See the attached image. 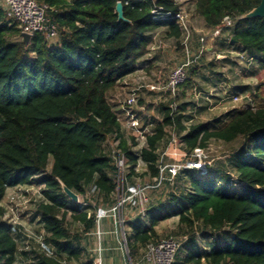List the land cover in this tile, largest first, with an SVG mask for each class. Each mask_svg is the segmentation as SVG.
<instances>
[{"label": "trees", "instance_id": "16d2710c", "mask_svg": "<svg viewBox=\"0 0 264 264\" xmlns=\"http://www.w3.org/2000/svg\"><path fill=\"white\" fill-rule=\"evenodd\" d=\"M34 1L47 8V20L57 27L54 43L37 33L23 44L17 24L0 7V264L19 260L21 264H61L62 256L75 262L88 258L81 247L83 236L95 229L98 209L116 205V178L128 169L130 181L138 162L146 168L141 174L148 180L144 190L162 186L163 195L134 219L133 234L125 237L129 258L162 241L155 230L160 221L178 218L175 239H170L178 241L179 247L171 264H264V105L233 110L212 122H194L187 115L188 105L178 100L182 87L196 76L204 49L186 69L176 99L164 93L160 118L152 116L147 121L150 129L138 153L133 151L136 137L127 136L108 100V94L133 76L148 54L149 34L164 31L182 51L183 32L177 21H153L154 7L176 15L184 3L192 2L195 18L211 31L227 32V45L255 56L264 70V19L238 20L260 0ZM118 2L127 22L117 21ZM225 17L231 20L230 27L222 26ZM192 39L189 49L196 57L202 44L193 48ZM258 91L254 99L264 102ZM171 133L186 156L196 147L206 149L211 141L236 143L232 156V188H236L229 190L216 175L199 176L194 170H182L172 178L165 174L157 185L160 147ZM119 159L124 160L122 174L116 165ZM59 183L85 204L83 211L73 204L71 218L79 225L73 232L66 222L70 201ZM33 185L44 189L37 211L44 240L55 258L33 245L26 244L29 250H25L26 245L18 243L21 228L16 226L12 233L3 221L6 192ZM165 187H177V191L165 194ZM121 217L124 226L126 219ZM141 217L148 218L149 227L142 226ZM224 230L230 232L229 238L223 244H210L203 256L195 245L196 233L224 236Z\"/></svg>", "mask_w": 264, "mask_h": 264}, {"label": "rangeland", "instance_id": "374dc122", "mask_svg": "<svg viewBox=\"0 0 264 264\" xmlns=\"http://www.w3.org/2000/svg\"><path fill=\"white\" fill-rule=\"evenodd\" d=\"M181 8L188 24L194 30L197 31L200 26V20L198 18H195L193 15V3L188 1L184 3ZM203 37L205 38V41L203 43L205 48L209 46H214L212 43H214L215 39L210 36V34L204 33ZM55 40L53 42H55ZM225 40L227 43V36L225 37ZM155 49H157L156 51H159L158 55L161 56L163 60L164 58L168 57L167 61H169L170 64L166 61L165 66L163 64V66H161L163 68L160 69L158 72L154 71L153 73H147L145 69L140 70L139 72L135 73L134 76H130L126 80L121 82L114 91L108 94V100L114 108L120 109L124 100L133 91L137 89V103L131 108L133 116L136 117V112L140 111L139 109H141V106H143L147 109L149 115L155 117L156 119L160 118V105L164 102L165 96L162 90L166 91L165 85L167 84V81L170 77V73L175 69L174 68L170 70L172 64L177 60L175 59V57L178 58V64L183 60V55L182 51L177 52V50L173 47L171 41H167L163 38L162 40L160 39L158 45L156 43L154 47L152 46L151 51H154ZM215 54H217L216 48L214 49V53L207 55L203 62L205 64L207 60L212 61L213 64H215L216 66H213V68L204 67L202 69H198V75L196 74L195 77H192V79L190 80V84L182 87V90L180 92V98L178 100V103H186L188 105L186 110L187 115L194 117V122H212L215 119L223 117L224 112L228 109H231L233 111L247 108H256L257 106L264 105L262 103L263 101L261 102L259 98H256L254 100V95L252 94V91L259 89L257 95L261 99H264V74H259V69L261 68V66L259 65V60L255 58L252 60L248 59L247 61V58L242 57L238 54L236 55L235 53H227L224 54L226 56L224 61L226 62L224 63L225 66L223 67L219 66ZM154 73H156V75ZM157 74H159L160 77L157 76ZM219 75L220 78L218 77ZM194 79H196L195 82ZM220 80H222L223 84L220 82ZM205 82H207L208 84L206 86H203V83ZM211 83H213V85ZM220 84L222 85V89L218 87V85ZM194 85L196 87L198 86L196 88V92L201 91L204 96L205 94L209 96L210 94H215L219 91H223L226 94L221 95V93H219V98L218 96H216L215 98L208 97L207 102L205 97L202 100V98H200L202 96H193L194 91L192 87ZM150 87H155L156 89L154 91H150ZM212 99H216V101L217 99H220L219 101H217L216 107H214L215 103L214 101H212ZM199 101L202 103H198ZM209 103H211L212 106H210ZM218 103L220 105H217ZM125 119L126 122L124 125L128 128L130 125V120L126 117ZM127 128V136L134 135L138 137L137 133L132 132ZM170 135L173 134L171 133ZM170 135L168 134V136L166 137L167 141L170 139ZM160 148H162V150L164 149L162 151L164 153L162 155L163 161L161 162L166 163V165H180L186 160L185 155L180 152V150H178V147L174 148L173 145H167L166 143L163 147ZM236 148V143L224 144L221 142L211 141L204 151L205 162L208 163L210 166L208 173L216 175L217 178L223 180L224 183H227V187H229V190L236 188H232L235 184L232 156ZM162 152H160V154ZM48 166H50V162ZM145 171L146 168L144 165H138L136 167V176H132L130 179L133 184H131L126 177L129 174L128 169H126L123 175H121L122 178H116L115 182L118 185L117 192L115 195L116 203L118 200L122 198L127 199L128 197L127 201L124 203L123 208L124 218L125 208L128 207V205L131 208L137 207L138 209L136 211H138L141 207V204L143 205V208H145L147 207V205L149 206L151 203H155L162 194V186L153 190H144L143 185L148 180L147 176L142 177L141 174ZM219 179L217 180L219 181ZM131 187L134 188L135 194L133 193L129 196L126 191ZM177 187L181 189L183 186L178 183ZM176 188L165 187L164 193L166 194L169 192L177 191ZM43 190L44 189L42 186L37 185L9 189L6 192L5 198L2 202L6 213H8V217L5 221H10L9 219L13 217L12 220L16 223V226H19L22 230L20 232L21 235L18 238V243L22 246H25L26 244L33 245L32 241L27 238V235L31 236L36 234H42L41 224L39 222L40 216L38 214L37 207L43 201ZM134 199H136V201H133ZM80 202L83 203L84 201L82 198L79 197V203ZM69 204H71V202H69ZM121 218L122 217L120 214V218L118 220L121 221ZM141 219L144 218L141 217ZM70 223L72 222L70 221ZM70 223H68V229L73 232L74 228L73 225ZM177 225V219H171L166 222H162L158 226L160 240L163 241L170 238L175 239ZM223 233H225V237L222 234L221 236L210 235L208 232L205 231L196 233L194 238L195 245L199 247L203 256L208 251V246L210 244H223L225 240L229 238L230 232L228 230H224ZM176 239L181 242L184 238L177 236ZM131 263L134 264V260ZM16 264H21L20 260Z\"/></svg>", "mask_w": 264, "mask_h": 264}, {"label": "built area", "instance_id": "2783aa9c", "mask_svg": "<svg viewBox=\"0 0 264 264\" xmlns=\"http://www.w3.org/2000/svg\"><path fill=\"white\" fill-rule=\"evenodd\" d=\"M179 3H182V0H175ZM3 6V10L5 13V16L15 22L17 24V27L20 29L21 33L28 34L30 37L34 34H42L45 39L52 43L55 39H57L58 32L57 27L54 24L49 23V21L46 18L47 8L44 5H39L34 0H0ZM151 19L153 21H164V20H176L178 25L180 26V29L183 32V38L180 42V46L182 47V53L183 55V61L175 67V69L170 73V77L167 81V84L165 85V90L163 93H168L169 97L171 99H176L178 88L180 85L183 84L186 77V69L189 67L190 64L197 61L198 57L202 54L203 48L198 52V55L192 56L189 49V40L191 37V26L186 21V17L183 14V10L181 8L180 13L176 15H172L169 12H162V10L158 7H154L151 10ZM231 20L228 17H225L222 21L223 27H230L231 26ZM221 33V29H216L211 32L212 37H217ZM205 39L200 38L199 42L204 43ZM146 68L143 66H137V71ZM141 88V87H139ZM155 87H150V91H154ZM136 92L133 91L122 103L121 110L126 118H129L130 125L127 129H129L132 132H135L138 134V137H136L137 145L135 148H133V151L138 153V151L145 146V133H148V128L141 129V126L137 119L133 116V113L131 112V108L136 105L137 98H136ZM173 137V135H171ZM178 146H181L180 141L178 142ZM205 149H202L200 147H196L192 150L191 154L189 156L185 157L186 160L180 164H174V165H162L159 169L160 177L157 180V185L162 180L163 173H167L170 175V177H174L178 172L182 170H194L196 171L199 176H206L209 172V164L205 162V155H204ZM117 168L119 169V172L122 174L124 171V160L119 159L116 161ZM138 165H144L142 162H138ZM136 166V167H137ZM145 166V165H144ZM129 193V196L131 194H135V190L133 187L127 189L126 191ZM128 199V197H127ZM127 199H120L117 201L116 205L113 207L112 211H119L122 209L124 203L127 201ZM12 212V211H11ZM106 213L103 211H100L99 217L104 216ZM8 217V213H4L3 221L6 220ZM13 217H11L9 220L11 221H5L7 224L11 226L12 233H15L16 223L12 220ZM119 224L123 227V222L119 220ZM27 238L30 239L33 243V246L37 251L44 254L46 257L49 258H55L56 253L44 240L43 234H36V235H27ZM179 247V242L174 239H167L159 242L156 245H149L147 246L145 252H144V261L147 264H171L173 262V257L175 252L177 251ZM25 250H29V247L26 245ZM61 264H64L62 262ZM128 264H132L130 261Z\"/></svg>", "mask_w": 264, "mask_h": 264}, {"label": "crops", "instance_id": "0c3cea01", "mask_svg": "<svg viewBox=\"0 0 264 264\" xmlns=\"http://www.w3.org/2000/svg\"><path fill=\"white\" fill-rule=\"evenodd\" d=\"M0 7L3 8L1 2H0ZM191 29L193 31V36H192L193 48L199 45V40H200V38H204L203 37L204 33H208L211 36V32H212L209 28H207L204 25V23L201 20H200V26H199L197 31L194 30L192 27H191ZM226 36H227V32H221L220 35H218L217 37H213L215 40H214V43H212V44L215 47L209 46V47L205 48L203 43H201L202 48L205 50L204 51L205 53H204L203 58L201 59V61H199V64L197 65L198 69H200V68L202 69L204 67L210 68L211 67L210 64H212V68H213V66L214 67L216 66L215 64H213L212 61H208L207 59H206L207 62L205 64L203 62L205 57H207V55L214 53L215 48L217 51V54H215L216 59L218 56L222 57L221 60L217 59V62L222 61L221 63L218 62L219 66H223V67L225 66L224 63L226 61H223V60L226 57L224 54H227V53H231V54L235 53L236 55L238 54L242 57L247 58V61H248V59L249 60L255 59V56H253V55H250L248 53H241L235 47H229L226 43V40H225ZM162 38L167 40V41H171V43L173 44V47L177 50V52H180V50H178L176 48L175 40H173L171 38H167L165 36L164 31H157V32L149 34V36H148V42H149L148 54L143 59H141L137 65V66H143L144 65L146 67L144 69L147 73H153L154 71L158 72L160 69L163 68L161 66H163V64L165 66V62L168 60V57L164 58V60H163V58L158 55L159 51H156L157 49H155L154 51H151L152 46L154 47V45H156V43L158 45L160 39L162 40ZM52 43H54V42H52ZM175 59H177V60L172 64L173 68L171 67L170 70L174 69L175 67H177L181 63L180 62L177 64L178 58L175 57ZM167 62L169 63V61H167ZM144 69H142V70H144ZM154 74L156 75V73H154ZM259 74L260 75L264 74V70H262L260 68ZM157 76L160 77L159 74H157ZM218 77L220 78V75ZM195 81H196V79H194V82ZM220 82L223 84L222 80H220ZM203 84H204L203 86H206L208 83L205 82ZM211 84L213 85V83H211ZM197 87L195 85L192 87V89L194 91L193 96H195V97H196V95L202 96V97H200V98H202V100L205 97L207 102H208V97L215 98L216 96H218V98H219L220 97L219 93H221V95L226 94L223 91L222 92L219 91L218 93L210 94L209 96L205 94V96H204L201 91L196 92ZM218 87L221 88L222 85L220 84V85H218ZM254 93H255V90L252 91L253 95H254ZM219 100L220 99H217V101H219ZM212 101H214L215 104L214 103L213 104H214V107H216V103H217L216 99H212ZM198 103H202V102L199 101ZM262 103L264 104V102H262ZM209 105L212 106L211 103H209ZM217 105H220V104L218 103ZM114 109H115L116 113L118 114L121 125L126 129V127L124 125L126 122V119H125L124 114L121 110V107H120V109H116V108H114ZM139 110L140 111L136 112L135 118L139 122L141 129H143V127H148V129H150L149 125L147 126L146 124H147V121L152 116L149 115V112L143 106H141V109H139ZM231 111H232L231 109L226 110L224 112V115H227ZM225 119H227V117ZM178 142H179L178 137L173 134V137H170V139L168 140L167 145H173L174 148L178 147V150H180V147L178 146ZM163 150H161V152ZM180 152L183 153V151H181V150H180ZM163 154H164L163 152L160 154V160L161 161H163V158H162ZM162 165H166V163L161 162L160 166H162ZM165 174H167V173H163L162 176H165ZM161 193L163 195V190L161 191ZM84 206H85V204L80 202L79 204L76 205L75 208L79 211H83ZM130 206H132V205H130ZM140 206L141 207L139 208L138 211H136L138 209L137 207L131 208V207H129V205H128V207L125 208L126 223L124 224L123 227L119 224L118 219L120 217V214H123L124 206L122 208V213L120 212V210L119 211H112L113 207L111 209H108V210L98 209L96 212L95 229L92 232H90L89 234L83 236V238H82L83 240L81 243V247L84 248L85 251L89 254V257H88L89 259L87 257L83 258L82 260L79 261L80 264H127V263H129V261L132 262L133 260L135 262L134 264H147L143 259L145 251L144 252L140 251L139 255H137V254H136V256L134 255L133 260L131 258H129L126 243H125V237L126 236L129 237L133 234L132 226L134 224V219L137 217L139 218V216L137 214H139L141 209L143 208L142 204ZM67 207L69 209L68 215L66 218L67 224L70 223V221H71L72 223H70V224L73 225V228L79 229V225L73 223L72 218H71L73 215V212L71 210L73 208V204L71 203ZM100 211H103L106 214L104 216L99 217ZM172 219L178 220V218H172ZM169 220H171V219H169ZM166 221H168V220L160 221L158 226L162 222H166ZM139 222L142 224V226L149 227L148 218L140 219ZM158 226L155 228V230H156L157 234L160 236L159 231H158ZM70 232H72V231H70ZM90 258H92V261L90 260ZM60 262L61 263L64 262V264H79V262L73 261V258L68 259L67 256H62V258L60 259Z\"/></svg>", "mask_w": 264, "mask_h": 264}, {"label": "water", "instance_id": "95a60500", "mask_svg": "<svg viewBox=\"0 0 264 264\" xmlns=\"http://www.w3.org/2000/svg\"><path fill=\"white\" fill-rule=\"evenodd\" d=\"M115 13L117 15V21H123L127 22V20L123 17V10H122V5L120 2H118L115 6ZM255 18H262L264 19V0H260L259 4L257 7L253 8L251 11L248 13L242 15L241 17L238 18V20H248V19H255ZM22 38L23 44H27L30 36L25 33L20 34ZM221 56H218L217 59L221 60ZM60 189L62 194L74 205L79 204V197L75 195L72 191L67 189L63 184L59 183Z\"/></svg>", "mask_w": 264, "mask_h": 264}]
</instances>
